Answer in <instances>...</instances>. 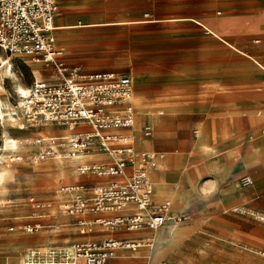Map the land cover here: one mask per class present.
<instances>
[{"label": "crops", "instance_id": "0c3cea01", "mask_svg": "<svg viewBox=\"0 0 264 264\" xmlns=\"http://www.w3.org/2000/svg\"><path fill=\"white\" fill-rule=\"evenodd\" d=\"M56 2L59 12L57 11L58 15L56 13L53 19L52 34L60 54L71 49L88 51L103 42L101 38L104 32L95 28L98 23L108 22L112 26L109 29L112 32L118 30H116L118 24L121 25L120 38L113 41L116 40L121 51L125 52V60L122 63L126 62L124 65H130V69L127 72H117L115 69L80 71L91 73L108 70L128 74L135 90L143 93V96L134 102L135 124L133 122L132 127L123 132L133 137L137 149L164 153V166L150 169L148 174L150 182L151 178L155 179L157 185L160 184V188L166 194H172V197L170 196L169 202H163L159 196H153L151 192L152 202L154 205L170 204L171 215H185L182 221L177 222L172 218L153 232L143 229L114 233L96 225L92 233L83 234L82 238L76 241L107 236L131 239L152 237L151 246H141L134 250L119 249L117 251L119 254L114 257L119 258L118 261L104 264H132L134 258H145V264H159L161 261L168 264H231V261L226 262L231 257L220 251H214L212 256L208 257L202 254L199 244L207 239L214 242L219 240L238 243L247 250L264 253V224H258L255 219L246 215L249 213L264 217L255 213L264 212V178L255 173L256 167L253 166L256 163L255 155L261 150L264 151V136L256 134L247 141L243 147V156L240 158L239 144L243 137L239 135L235 120L230 124L225 122L221 129L216 128L213 132L207 130L208 126L205 123H201L198 129V132L202 129L201 135H198L196 129L191 130L190 126V122L196 126L201 121L199 115L205 116V121L215 123L221 117L218 115L228 111L234 113L238 110V99L210 94L208 98L190 101L176 98L157 104L142 103L147 97L145 88L149 84L157 90L186 85L193 91H202L224 85L226 83L224 80L232 82L226 79L235 81L263 75V71L254 63L214 62L230 54L228 46L230 43L234 45L238 34L225 33V19L219 20L216 25L202 18L212 6V1L154 0L147 10L146 0H56ZM258 2L264 10V0ZM216 13L219 14L220 10ZM154 14L157 16V28H141L140 18L154 17ZM262 15L264 17V14ZM215 25L217 36L213 39L204 28L209 29ZM56 26L62 28L57 29ZM253 41L260 42L261 38L257 37ZM146 49L152 52L148 55L146 65L133 66L128 62L138 61L139 52L142 53ZM209 59L211 63H208ZM150 61L167 67L159 70L158 75L151 77L144 70ZM65 64L77 67L73 63ZM44 66L47 71L44 79H52L53 72L57 71L51 65ZM132 72H137V76H132ZM143 74L151 78L149 81L144 80V86L133 82L132 77L140 82V76ZM137 106L139 110L136 113ZM203 110H207L208 113L201 114ZM146 122L151 123L145 125L152 128L149 137L142 134L141 125ZM84 128L88 130L85 125L81 127ZM74 163L76 164V161ZM243 169L249 171L254 184L248 186L239 184L240 172ZM102 181L103 179L94 182ZM237 212L240 213L237 215ZM11 218L14 221H21L20 215H13ZM40 218L31 222L41 221ZM134 233L144 234L137 237L129 236ZM27 242L28 239L9 237L0 240V248L8 252L5 259L3 258L4 261L10 263L13 257L11 255H15L13 253L24 245L23 251L38 244L28 245ZM23 251L19 256L22 257ZM257 258V255L253 254L252 260L242 262L238 251V254L233 256V264H258Z\"/></svg>", "mask_w": 264, "mask_h": 264}, {"label": "built area", "instance_id": "2783aa9c", "mask_svg": "<svg viewBox=\"0 0 264 264\" xmlns=\"http://www.w3.org/2000/svg\"><path fill=\"white\" fill-rule=\"evenodd\" d=\"M57 11L56 0H0V47L32 62L52 65L59 73L55 79L34 78L23 96L25 120L38 126L51 123L76 128L68 135H37L30 145L47 142L49 150L34 154L33 159L45 154L75 157L79 174L104 178L102 182L75 181L59 187L60 211L75 218L79 233H92L96 225L114 233L156 229L170 219V213L168 203L153 204L148 172L164 166V153L137 149L133 137L123 132L132 127L134 102L143 93L135 90L128 74L108 70L82 73L57 60L52 34ZM84 125L88 130L81 129ZM261 131L264 134V126ZM142 134L149 137L151 126H143ZM7 159L13 163L21 157L8 154ZM252 183L250 175L239 176L241 186ZM26 201L37 211L51 205L37 195H29ZM43 216L44 212L34 214L36 219ZM184 218V214L173 216L177 222ZM41 226L36 220L24 223L22 229L33 233ZM147 239L107 236L68 246H30L22 257L24 264H104L116 257L119 249H134Z\"/></svg>", "mask_w": 264, "mask_h": 264}, {"label": "rangeland", "instance_id": "374dc122", "mask_svg": "<svg viewBox=\"0 0 264 264\" xmlns=\"http://www.w3.org/2000/svg\"><path fill=\"white\" fill-rule=\"evenodd\" d=\"M152 1L154 0H146V10L149 9L150 5L152 6ZM211 1L212 6L202 15V18L216 25L219 20L225 19V33L238 34L234 45L230 43L228 46L230 54L220 60L215 59L217 61L214 62L227 64L234 62L254 63L259 70L263 71V75L241 78L235 81L226 79L232 82L224 80V82H226L224 85H218L213 90L202 91H193L186 85H180L178 88L167 87L157 90L153 88L152 84H149L145 88L147 97L142 103L157 104L176 98L190 101L208 98L210 94H216V96L226 95L228 99L237 98L238 110L234 113L228 111L223 113V115H218L221 117H219L217 119L218 121L215 123L208 122L207 120L205 121L206 117L199 115L198 118H201V121L196 126L190 122V126H192L191 130L196 129L198 132L200 124L205 123L208 126L207 130L213 132L216 128L221 129L222 124H225V122L230 124L232 120H235L239 135L243 137L239 144V156L242 158L245 143L251 140L256 134L264 136L261 131L264 125V17L262 15L264 14V10L260 7V2H258V0ZM217 10H220L219 14L216 13ZM156 18L157 16L155 14L154 17L140 18L142 23L141 28H157L158 21H156ZM216 25L209 27V29L204 28L208 32L210 38L215 39L217 36ZM111 27L112 26L106 21L96 24L95 28L104 32L101 38L103 42L97 44L93 49H88V51H80L78 49L65 51L57 55V60L67 64L73 63L79 69L86 71L115 69L117 72H127L131 66L128 64L124 65L126 62L122 63V61L125 60V52L121 51V47L116 40L113 41L115 38H120L121 25L118 24L116 26V30H118L115 32L109 30ZM56 28L60 29L62 27L56 26ZM257 37L261 38V41L256 43L253 39ZM150 53L152 52L146 49V51L142 53L139 52L138 61L131 60L128 62L133 66L146 65ZM1 59L8 60L10 64L8 66H6V64L2 66L0 62V99L3 102L2 109L4 113L3 118H1L0 115V169L6 173L4 185L3 187L0 186V240L7 237L10 239H28V245L38 243L34 246L39 247L69 245L81 239L83 234L79 233L75 224V218L63 214L60 211L59 204L62 198L59 192L60 185L75 181L94 182L96 180H104V178L90 173L79 174L76 164L71 162L73 158H54L51 154H45L44 158L38 160L33 159L34 154L40 153L43 150H49V148H47V142L43 145H30L37 135L46 136L48 134L59 133L68 135L76 128L70 126H57L51 123L40 126L28 123L25 120L22 107H18L19 100L23 101V98L19 97L16 89L20 85L27 90L34 80V72L38 67L44 68L45 64H36L30 61L25 55L9 52L0 47V61ZM208 63H211V59H209ZM166 67V65L150 61L148 67L144 68V70L149 76L154 77L158 75L159 70H163ZM9 68L11 69L10 72L8 71ZM53 73L52 79L59 76L56 72ZM148 75H139L141 77L140 82L132 77L133 82L140 86H144V80L149 81L151 79ZM132 76H137V72H132ZM230 104L231 103H229V105ZM138 108V106L135 107L136 113L139 110ZM10 113L14 114L16 121H12L8 116ZM207 113V110L201 111V114ZM145 124L151 123H143L141 129ZM209 126L211 128H209ZM202 133V129H200L198 135ZM191 134L194 136L193 131H191ZM10 138L15 140L14 144H10L6 141V139L9 141ZM8 154H19L21 159L18 162L9 163L7 159ZM255 159L256 163L253 164V166L255 165L256 168L254 171L258 176L264 178V151H259L255 155ZM64 167L67 168L68 172L73 169L76 173L74 175L62 173L60 169ZM242 174H249V171L243 169L240 172V175ZM29 195H37L42 200L50 201L51 205L47 209H44V211H37L27 203L26 198ZM8 199L11 201H6ZM38 212L45 213V216L42 217V219L40 218V222L42 223L41 228L33 233L25 232L22 229V225L26 221L31 222L36 219V217L34 218V214ZM239 213L240 212H237V215ZM255 213L264 215V212ZM13 215H20L21 221H14V219L11 218ZM246 215L255 219L258 224H264V220L255 218V214L252 215L248 213ZM10 225L13 226V230H8V226ZM147 231L151 232L153 230ZM143 234L144 233H134L129 236L137 237ZM199 245L202 254L207 257L212 256L214 251H220L224 253L225 256L231 257L227 259L226 262L231 261V264H233V256L240 251L242 262L252 260V255L255 254L258 257V264H264V253L247 250L238 243L219 242V240L218 242H214L207 239L202 241ZM23 247L15 251L13 253L15 255H11L13 259H11L8 264H14L18 260L20 257L19 255L23 251ZM6 254H8V252L0 248V258L2 259L0 260V264H7L4 261V257L7 256ZM118 259L119 258H113L106 263L116 262ZM166 260L168 261V258H166ZM132 264H145V258H134L132 259Z\"/></svg>", "mask_w": 264, "mask_h": 264}, {"label": "bare ground", "instance_id": "6f19581e", "mask_svg": "<svg viewBox=\"0 0 264 264\" xmlns=\"http://www.w3.org/2000/svg\"><path fill=\"white\" fill-rule=\"evenodd\" d=\"M57 53L58 54H60V51H59V49L57 48ZM1 64H2V66L3 65H5L6 64V66H8L9 64H10V62L8 61V60H5V59H1ZM11 66V65H10ZM52 66V65H51ZM53 67V66H52ZM56 71H57V73H58V70L55 68V67H53ZM10 68H9V72H10ZM6 71V70H5ZM35 74H34V78H36V79H44V77H45V75H46V73H47V71H46V69H44V68H37V70L34 72ZM59 74V73H58ZM16 91H17V93L19 94V97L21 98H23V96L24 95H26V93H27V90L25 89V88H23V87H21L20 85L17 87V89H16ZM20 102H19V105H18V107L20 108V107H22V109H23V112H24V108H23V101L22 100H19ZM2 101H1V99H0V115H1V118H3V109H2ZM4 105V104H3ZM11 119H12V121H16V117L14 116V114L13 113H10L9 115H8ZM18 119V118H17ZM19 120V119H18ZM24 125V124H23ZM5 141V140H4ZM6 141L7 142H9L10 144H14L15 143V140L13 139V138H10L9 139V141L6 139ZM251 153V152H250ZM249 154V153H248ZM69 158H73V157H69ZM75 160H76V158H73V160L71 161V162H75ZM244 161V160H243ZM246 161V160H245ZM247 162V161H246ZM5 167V166H4ZM3 167V168H4ZM7 168V167H6ZM8 169V168H7ZM6 169V170H7ZM5 170V169H4ZM60 171L62 172V173H67V174H70V175H74L75 173H76V171L75 170H73V169H71V170H69V172L67 171V168H62V169H60ZM150 174H151V171H150ZM151 176V175H150ZM5 179H6V173L3 171V170H1L0 169V186L1 187H3V185H4V182H5ZM252 179V178H251ZM253 182V181H252ZM158 183H157V181L155 180V179H153V178H151V187H152V194H153V196H159L162 200H163V202H169L170 200V198L172 197V194L170 195L169 193L168 194H166L165 192H164V190L162 189V188H160V184L159 185H157ZM165 191H166V189H165ZM171 196V197H170ZM170 205V204H169ZM169 205L167 204V206H168V211H169ZM170 219H172L173 218V216L174 215H171V213H170ZM170 219H168V220H170ZM167 220V221H168ZM166 221V222H167ZM162 226V225H161ZM160 226V227H161ZM159 228V227H158ZM158 228H156V229H153V231H156ZM153 231H151V232H153ZM161 231V230H160ZM161 235V234H160ZM149 239H147V240H145V241H141V243L138 245V246H136L134 249H136V248H138V247H141V246H151L152 245V241H153V239H152V237L151 236H147ZM164 240V239H163ZM165 241V240H164ZM134 249H132V250H134ZM150 253V252H149ZM18 257V256H17ZM13 259V258H12ZM8 264V263H7ZM14 264H24V261L22 260V257L20 256L19 258H18V260L14 263ZM80 264H85V263H80Z\"/></svg>", "mask_w": 264, "mask_h": 264}]
</instances>
